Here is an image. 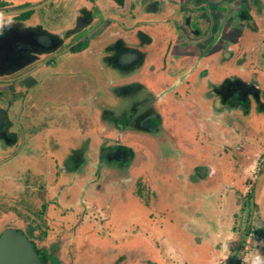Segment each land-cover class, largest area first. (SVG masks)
Listing matches in <instances>:
<instances>
[{
	"label": "rangeland",
	"instance_id": "rangeland-1",
	"mask_svg": "<svg viewBox=\"0 0 264 264\" xmlns=\"http://www.w3.org/2000/svg\"><path fill=\"white\" fill-rule=\"evenodd\" d=\"M65 23V18L60 19L56 27ZM75 63L59 68L57 75L41 72L38 77L44 80L32 97L23 100L24 105L19 97H12L9 128L14 140L0 139V222L35 226L38 245L46 246L59 241L62 233H71L77 223L74 237L67 240L72 256L64 264L72 259L79 264H168L170 260L209 264V254L201 260L190 256L199 250L197 239L189 234L194 224L184 227L182 222V227L165 221L177 220L180 213L193 215L196 208L212 218L215 212L225 218L234 212L240 220L246 216L264 234V110L244 114V123H229L230 115L218 117L216 139L206 134V128L198 134L185 124L180 138L188 139L176 145L132 134L131 96L124 93L116 118L118 125L128 128L121 138L131 155L127 161L105 159L98 156L103 148H110L119 130L108 116L101 120V106L108 112L117 104L111 84L120 86L128 77L123 79V73L108 64L101 69L86 63L77 74L66 71ZM257 70L264 89V69ZM104 77V96L91 93L89 110L77 109L73 91L88 89L82 82L86 81L96 93ZM82 100L86 101L85 95ZM216 103L221 104L219 99ZM131 134L141 140L133 142ZM72 155L80 161L74 168L66 166ZM183 157L186 161H180ZM98 168L104 172L100 176H96ZM220 203L223 209L216 211ZM150 220L158 223L152 235ZM150 236L153 241H147ZM239 259L229 262H246Z\"/></svg>",
	"mask_w": 264,
	"mask_h": 264
},
{
	"label": "flooded vegetation",
	"instance_id": "flooded-vegetation-1",
	"mask_svg": "<svg viewBox=\"0 0 264 264\" xmlns=\"http://www.w3.org/2000/svg\"><path fill=\"white\" fill-rule=\"evenodd\" d=\"M64 18L66 23L57 28ZM159 23L166 28L161 37L155 35ZM127 55L132 56L128 64L124 62ZM262 55L264 0H0V111L7 116L0 139L14 140L9 128L12 97L21 101L32 97L44 80L38 77L41 72L57 75L59 68L75 62L66 71L77 74L81 72L77 68L86 63L101 69L108 64L123 73V79L128 77L120 86L111 84L117 104L108 111V118L106 106H101V120L107 118L119 130L105 159L127 161L131 155L121 138L128 128L118 125L116 118L124 93L131 96L132 134L183 143L187 138H180L184 122L198 134L206 128V134L216 139L218 117L230 115L229 123H244V114L264 110L261 70L260 75L257 70L264 69ZM80 75L87 79L85 73ZM82 82L88 89L71 95L77 97V109L89 110L90 94H105V77L96 93L88 82ZM82 95L86 101L81 103ZM75 157L66 166H79ZM100 173L104 172L98 168L96 176ZM9 227L27 237L41 264H64L72 256L67 243L77 223L71 233H62L49 246L38 245L35 226L24 228L3 220L0 236ZM70 263L79 264L73 259Z\"/></svg>",
	"mask_w": 264,
	"mask_h": 264
},
{
	"label": "crops",
	"instance_id": "crops-1",
	"mask_svg": "<svg viewBox=\"0 0 264 264\" xmlns=\"http://www.w3.org/2000/svg\"><path fill=\"white\" fill-rule=\"evenodd\" d=\"M155 30H156L155 35H157V33H159V35L161 34L160 37L162 35H166V28L163 24L160 23L157 24L155 26ZM185 124L186 123L183 122L182 130H184L183 125L185 126ZM123 136H124V132L122 133L121 137ZM131 137L133 138L132 134ZM187 139L188 137L186 138V140ZM134 141L138 142V139L134 137L133 142ZM179 144H181V142L177 141L176 145ZM212 157L213 155L211 156V158ZM185 159H186L185 157L180 158V161H186ZM213 171L214 169L212 168L210 175L213 174ZM222 184L225 183L223 182ZM231 187H236V185H231ZM217 188L223 189L224 187L222 185H219ZM210 191L213 190L210 189ZM217 208L218 211L219 209L220 210L223 209V204L220 203L216 205V211ZM196 209L197 212H195L193 215H190L187 212H185V213H180L177 220H165L167 221V223L170 222L175 225H181L182 227H183V224H181L182 222L184 223V227H192L190 223L192 225L194 224L192 228L193 231L189 232V234H191L193 238L197 239L198 241L197 247H199V250H197L196 252L190 255V256L193 255L192 258H194L195 260H201V258L204 255L209 254L210 257H212L211 263L210 261L208 262L209 264H233L230 263L229 261H233V258L236 259L240 257L241 260L246 261L244 262V264L247 263L248 261H249L248 264H251V260L253 256L257 254L264 255V246L257 240L253 241L254 246L250 252H248L247 254H243L242 252L247 233L250 230L253 229L258 234H263L262 231L258 232L259 230H262V228L256 227L257 225L254 223V220H247L246 216H243L244 217L243 220H240V218L237 217L234 212L228 215L227 218L221 217L220 214H216L215 212L216 216L212 218L211 215L208 216L207 213L205 212L202 211L199 212V208ZM163 221L164 220H161V224H163ZM148 223H149L148 226H150L149 228L151 230L148 232V234L152 235L153 232H155V230L158 231L157 230L158 223L156 222V220H150V222ZM148 240L153 241V238L150 236L149 239L147 238V241ZM236 261L238 263H242L239 262L238 260ZM168 264H176V262L170 260Z\"/></svg>",
	"mask_w": 264,
	"mask_h": 264
},
{
	"label": "water",
	"instance_id": "water-1",
	"mask_svg": "<svg viewBox=\"0 0 264 264\" xmlns=\"http://www.w3.org/2000/svg\"><path fill=\"white\" fill-rule=\"evenodd\" d=\"M126 57L124 62L128 64L132 61V56L128 57L127 55ZM5 123H7V116L3 111H0V127ZM110 151L111 149H105L101 155L105 156ZM0 264H41V262L27 237L9 227L0 236Z\"/></svg>",
	"mask_w": 264,
	"mask_h": 264
},
{
	"label": "built area",
	"instance_id": "built-area-1",
	"mask_svg": "<svg viewBox=\"0 0 264 264\" xmlns=\"http://www.w3.org/2000/svg\"><path fill=\"white\" fill-rule=\"evenodd\" d=\"M254 240H257L264 246V234H258L252 229L247 233L245 244L242 249L243 254H247L248 252L251 251V249H253Z\"/></svg>",
	"mask_w": 264,
	"mask_h": 264
},
{
	"label": "clouds",
	"instance_id": "clouds-1",
	"mask_svg": "<svg viewBox=\"0 0 264 264\" xmlns=\"http://www.w3.org/2000/svg\"><path fill=\"white\" fill-rule=\"evenodd\" d=\"M251 264H264V255H255L252 257Z\"/></svg>",
	"mask_w": 264,
	"mask_h": 264
},
{
	"label": "trees",
	"instance_id": "trees-1",
	"mask_svg": "<svg viewBox=\"0 0 264 264\" xmlns=\"http://www.w3.org/2000/svg\"><path fill=\"white\" fill-rule=\"evenodd\" d=\"M105 114H106V116H108V115H109V112L106 111ZM118 119H119V118H118ZM119 120H120V119H119ZM45 209H46V204H44V206H43V208H42V211L45 210Z\"/></svg>",
	"mask_w": 264,
	"mask_h": 264
}]
</instances>
